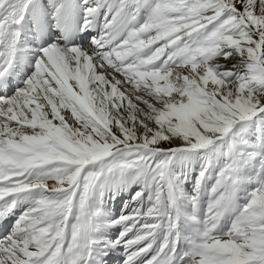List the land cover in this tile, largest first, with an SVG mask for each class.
<instances>
[{
    "label": "snow or ice",
    "instance_id": "1",
    "mask_svg": "<svg viewBox=\"0 0 264 264\" xmlns=\"http://www.w3.org/2000/svg\"><path fill=\"white\" fill-rule=\"evenodd\" d=\"M0 264H264V0H0Z\"/></svg>",
    "mask_w": 264,
    "mask_h": 264
}]
</instances>
